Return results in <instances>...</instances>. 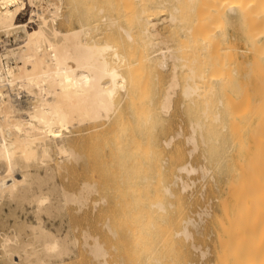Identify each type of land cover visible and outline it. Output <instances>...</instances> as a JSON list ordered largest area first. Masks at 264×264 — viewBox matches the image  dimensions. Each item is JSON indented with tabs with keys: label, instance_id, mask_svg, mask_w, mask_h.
<instances>
[{
	"label": "bare ground",
	"instance_id": "1",
	"mask_svg": "<svg viewBox=\"0 0 264 264\" xmlns=\"http://www.w3.org/2000/svg\"><path fill=\"white\" fill-rule=\"evenodd\" d=\"M77 4L86 16L74 9ZM72 8L74 19L87 18L73 24ZM26 9L28 25L37 24L30 29L19 21ZM232 24L247 43L248 62L238 59L227 35ZM0 31L12 33L17 45L0 52V263L67 264L87 255L102 264L108 250L100 227L112 237L125 228L131 238L123 229L121 235L134 245H144V232L150 231L157 249L179 235L189 241L188 225L195 220L191 212L182 214L189 183L181 173L198 169L207 176L215 168L225 175L212 250L217 264H264V0H0ZM165 69L169 80L159 92ZM178 91L196 105L195 120L191 113L187 117L189 104L184 112L191 122L190 153L200 148L206 158L198 168L184 160L177 142L170 148L175 135L154 134ZM159 111L165 114L157 119ZM149 165L158 179L173 177L157 185L165 197L175 195L173 184L184 190L178 205L165 203L163 195L148 200L152 211L175 216L157 230L161 243L151 217L141 227L133 218L149 198ZM184 246L177 248L181 254ZM133 247L145 258V245Z\"/></svg>",
	"mask_w": 264,
	"mask_h": 264
},
{
	"label": "rangeland",
	"instance_id": "2",
	"mask_svg": "<svg viewBox=\"0 0 264 264\" xmlns=\"http://www.w3.org/2000/svg\"><path fill=\"white\" fill-rule=\"evenodd\" d=\"M92 1H94V0H91V2ZM104 2V1H103ZM93 4V3H92ZM92 4H90L89 6H93ZM104 6H106L107 4L106 3H104L103 4ZM81 6V5H80ZM88 6V7H89ZM74 7V6H73ZM77 7H78V10H77ZM106 7H109V5H107ZM76 8V10L77 11H81V12H79L80 14L82 13V12H84L83 10H80V9H84L83 7H79V4H77L76 5V7H74V9ZM28 9H29V7H28ZM28 9H26L21 15H20V18H19V21H20V23H26L27 24V27L30 29V28H32V27H34V26H37V24H36V22H34V23H31V25H28V24H30V23H28V17H29V10ZM91 10L93 9L92 7L90 8ZM91 10H90V12H91ZM71 11H73V8L71 9ZM70 11V12H71ZM77 11L76 12H71V14H72V16H71V18H77ZM26 12V13H25ZM95 12V11H94ZM73 13L76 15H73ZM78 13V14H79ZM27 14H28V16H27ZM83 14V13H82ZM85 14V13H84ZM82 15V16H86V15ZM92 14H94L93 13V11H92ZM91 14V15H92ZM115 14V13H114ZM81 16V15H80ZM82 16L81 17H79V15H78V20L77 19H74L75 20V23L73 22L74 20L72 19V22H73V24H75V25H78L79 23L78 22H80L81 21V19L82 20H85V18H87V17H83L82 18ZM98 16V14H96V17ZM89 17V16H88ZM93 19H94V17H92ZM76 20H77V23H76ZM33 25V26H32ZM227 29L228 30H226V32H227V35L229 36V37H232L233 39H234V41H235V44H236V46H237V48H238V59L240 60V61H243V62H248L250 59H251V54H250V52L248 51V46H247V43H246V41L244 40V37H242V34H241V32H240V30L238 29V27H237V25L236 24H232V25H229L228 27H227ZM109 31V30H108ZM229 31V32H228ZM110 32V31H109ZM222 32H223V34H224V27H223V30H222ZM233 32V33H232ZM106 33H108L107 31H106ZM105 33V34H106ZM229 33V34H228ZM224 36V35H223ZM222 36V37H223ZM234 36H235V38H234ZM223 42H224V37H223ZM242 40V41H241ZM244 40V41H243ZM8 41V42H7ZM5 44H4V43ZM244 43H246V44H244ZM14 45L15 46H17L16 45V42L14 41V38H13V34L11 33V34H9V35H7V34H5L3 31H0V52H3L4 50H5V47H14ZM168 69H165L164 71H165V73H164V71H163V77H161V78H159L160 80L159 81H161V83H162V85H160L159 84V81H158V83L155 81V83H157V84H159L160 86H158V87H161L162 86V89L160 88H158V87H156L157 86V84H156V90L157 91H163L164 90V88L163 87H165V85H166V83L165 82H167L168 80H169V74H170V70H168ZM165 75H167V78H166V76ZM162 76V75H161ZM165 76V77H164ZM184 76H180V79L182 78V80H184L185 78H183ZM163 78H166V79H164L165 81H162L163 80ZM181 80V81H182ZM183 82V81H182ZM155 83H153L154 85H155ZM164 83V84H163ZM153 88V87H152ZM152 90H154V88L152 89ZM156 90H154V92L156 91ZM156 91V92H157ZM153 91H152V98H153V101L155 100V103H156V101L158 100L157 98H156V94L155 95H153V93H154ZM159 92H158V94H159ZM153 96H155V99H154V97ZM158 96V95H157ZM175 96H178V98L177 97H175ZM174 97H175V100L177 101V104H176V106L175 107H178V108H175L174 110L172 109L173 107H174V105H175V103H176V101L175 102H173V105H172V107H171V109H170V111L168 112L169 113V115L167 116V113L165 114L164 112H160V113H158V115H156L157 116V119H158V116L159 115H161V116H163L164 117V114H165V119H162L161 121L164 123H162V122H159L160 121V119L161 118H163V117H159V120H157L158 122H159V128H157V121H156V124L154 123V131H155V129H156V133H154L155 135H156V137L158 136L159 137V139H163V138H168L169 136H170V134L171 135H175V139H173V141H172V143H174V144H171V146H170V148L173 146V145H175L176 144V142H177V144L181 147L182 146V150L184 151V153H186V154H184V160L186 159V160H188V161H190L194 166H197V168L200 166V165H202V163H206V158H205V156H203V155H201L202 153H201V149L199 148V149H197V151L195 150V151H193L194 152V154H193V152L192 153H190V149H191V145L192 144H190L188 141L186 142V138H187V135H189V133L191 132V127H189V125H190V119H188L189 117H190V113H191V116L192 117H194V120L197 118L196 116L197 115H195V114H197L196 113V105H195V103L193 104V103H191L190 101H189V103L187 102H185L184 100H183V96H181V94H180V92L178 91V93H176L175 95H174ZM173 97V98H174ZM157 99V100H156ZM182 101H184V103L182 102ZM188 101V100H187ZM152 102V101H151ZM158 103L159 102H157V105H158ZM154 104V103H153ZM181 104H182V106H181ZM185 104H189V106L188 105H185ZM151 105H152V103H151ZM157 105H153L154 107L155 106H157ZM185 105V106H184ZM152 106V107H153ZM184 106V107H183ZM186 106H188V108L189 107H191V108H189L188 110H185L186 108ZM190 109H192V111L190 110ZM171 110H173V111H171ZM184 110L185 111H188L187 113L189 114V115H187V119H186V112H184ZM195 110V113H193V111ZM191 111V112H190ZM158 112V111H157ZM156 112V113H157ZM171 112V113H170ZM174 112H175V114H174ZM192 113H193V115H192ZM163 114V115H162ZM171 115H173V117H171ZM185 119H184V118ZM191 117V119L193 120V118ZM171 120V121H170ZM185 120V121H184ZM189 120V121H188ZM168 121L170 122V123H168ZM186 121H188V122H186ZM190 122V123H189ZM160 123L162 124V125H164L163 126V128H164V130L161 128V125H160ZM187 123V124H186ZM157 125V126H156ZM166 125V126H165ZM168 125L170 126V127H168ZM153 126V125H152ZM156 126V127H155ZM165 127L167 128L168 127V129H169V131L171 130V132H168V131H165ZM171 128V129H170ZM167 129V130H168ZM161 130V131H160ZM163 131V133L161 134L160 132H162ZM164 131H165V133H164ZM158 132H159V134H158ZM168 132V133H167ZM158 134V135H157ZM177 134L179 135V137L177 136ZM160 135V136H159ZM186 136V137H185ZM181 139V140H179V139ZM182 144H181V143ZM186 143V144H185ZM181 144V145H180ZM170 148H167L168 150L170 149ZM170 154H171V152H169ZM198 153V154H197ZM169 154V155H170ZM172 155V154H171ZM189 155H191V156H189ZM197 157V158H196ZM205 160V161H204ZM162 162V163H161ZM160 164L165 168V167H167L168 165H167V162H163V161H160ZM150 166V165H149ZM150 167H152V166H150ZM150 167H147V169H149ZM210 167V166H209ZM153 169H149V170H147V171H150L151 170V172H147V175H149V174H152V175H150V176H148V177H151L152 176V180H148V177H146V181L144 180V182L145 183H147V181H149L150 183H151V187L153 188H151L150 187V184H149V182H148V184H149V187L148 186H146L145 185V183L143 182V184L145 185V190H144V194H145V192H146V194H145V197L147 198V197H149V198H145L146 200H144V206H142V205H140V208H137V212L139 213V212H141L140 214L141 215H134V214H132L131 215V217L133 216V218H135V216H136V218L138 217V219H140V221H139V223H141V224H138V225H140L139 227H141V226H143V224H144V222L143 221H147L148 220V217H151L150 219H151V221L152 222H154L155 224L153 225V226H155V229H156V231L159 229V227H162V224H163V226L164 225H167V224H169L170 223V221H172V220H174V217H170L171 216V214L172 213H169V212H167L168 214H164L165 216H166V218H167V221H166V219H163V216L164 215H162L161 214V212L159 211L158 212V209H153V211L151 210V208H154L153 206L151 207V205L150 206H148V200H153V198H152V196L154 197V200L153 201H155V200H160V199H162L163 200V196L165 195V191H164V193H163V189H161L162 187L160 186V189H161V191H160V189H158L159 188V186L157 187V185H161V184H163V185H167L168 183H170L171 181H172V179H173V177L172 178H170V177H168L167 179L165 178V180H171L170 182L169 181H165L164 179H158V175L156 174V173H154V172H156V170L157 169H154V168H156L154 165H153V167H152ZM211 168V167H210ZM213 169V170H212ZM212 169H210V171H208L206 174H207V176L204 174H201L202 172L200 171V170H195V171H192L191 173H189V174H187L186 172H183V173H181L182 175H183V178L186 180V181H188V183H189V188H187L185 191H186V193L184 194V190H182L181 189V185L179 186V184H173V185H171V189H172V191L175 193V195L172 197L171 195H169V194H167L168 196H170V197H168V196H166V197H168V198H166L165 196V199H167L166 201L164 200V202L165 203H170V202H172V203H176L177 205H178V199L180 200L182 197H184L182 194H184L185 195V197H184V199L182 200V202H181V205H182V214L184 213V216L185 217H188V216H190L189 214H190V212H191V215H192V218L194 217V220L196 221L197 219V222H195L194 221V224H189L188 225V228H189V230H190V232H191V235L192 236H189V237H191V240L189 239V241H187V240H185V239H187V238H185L183 235L181 236V235H179V237L178 238H185L184 240L183 239H181V241H180V239L179 240H173V239H175V238H177V237H175V238H173V239H170V241H169V243L167 242V244H165V243H161V242H159L158 240V237H159V231H157L156 233L153 231V229L152 228H150L149 230H152L153 231V234H156L157 235V238H156V240L159 242V243H161L160 245H159V243L157 242V244L159 245V246H161V247H163V245L165 246V247H163V248H160L159 246H158V249H157V247H156V243H154V241H155V237L153 236V234H151V236H153V240H152V237H149L150 235V231H149V233L148 234H146L145 232H144V234L148 237H144V241H143V243L142 244H144L145 245V248L143 247L144 245H141V242H142V240L140 241V242H137L136 243V245H134L135 243V241H134V239L133 240H131L130 239V241L132 242V241H134V242H132V244L130 243V242H128V244H127V240H129V238H131L130 236H128V233H127V231H126V229L124 228H121V229H123L124 231H126V234H124V235H127V236H125V238L127 239V237H129L127 240L124 238V236L123 235H121V234H123L124 233V231L123 230H121V229H119L118 230V233L120 234L119 235V237L117 236V237H112L111 235H109V232L107 231V229H105V228H103V227H100V229H99V234H100V240L101 241H103V243H104V246L106 247V249L108 250V255L106 256V260L102 263V264H114V263H118V264H175V262H174V258H175V261H176V264L178 263V264H217V262H216V255H215V248H216V246H217V244H215L216 243V232H217V227H218V223H217V219H218V216L220 215V212H221V202L224 200V198H225V196H224V194H225V192H224V187H225V175H220V173H219V170H217L216 171V169L215 168H212ZM154 172H153V171ZM211 170H212V172H211ZM196 171H198V172H196ZM177 172V171H176ZM196 172V173H195ZM215 172V173H214ZM153 174H156V175H154L153 176ZM216 176H215V175ZM211 175H212V177L214 176V179L211 177ZM198 176V177H197ZM206 176V177H205ZM203 177V178H202ZM205 177V178H204ZM215 177H216V179H215ZM201 178V179H200ZM151 179V178H150ZM158 180V182H157V180ZM189 179L191 180V182L189 181ZM204 179H206V180H204ZM210 179V180H209ZM213 179V180H212ZM163 180V181H162ZM160 181V182H159ZM165 181V182H164ZM219 181V182H218ZM157 182V183H156ZM162 182V183H161ZM153 183V184H152ZM167 183V184H166ZM208 183H209V185H208ZM224 183V184H223ZM147 184V185H148ZM191 184V185H190ZM174 185H175V187H174ZM178 185V186H177ZM177 186V187H176ZM205 187V188H204ZM147 188H150L151 190H149V189H147ZM174 188H176V189H174ZM218 188V189H217ZM157 190H159L158 191V195H156L157 194V191L155 192V191ZM181 190L183 191V192H181ZM148 191V192H147ZM181 193H180V192ZM151 192V193H150ZM154 192H155V194H154ZM160 193V194H159ZM180 193V194H179ZM181 196L182 195V197H180L179 195ZM191 194H192V196H191ZM154 195H156L157 196V198H156V196H154ZM161 195H163V196H161ZM159 196V197H158ZM160 196H161V198H160ZM175 196H176V198H175ZM177 196H179V197H177ZM209 197V198H208ZM151 198V199H150ZM156 198V199H155ZM173 198H174V200H173ZM178 198V199H177ZM169 199V200H168ZM170 199H171V201H170ZM177 200V202H176V200ZM187 199V200H186ZM209 199V200H208ZM185 200V201H184ZM189 200V201H188ZM211 200V201H210ZM152 201V202H153ZM187 201V202H186ZM147 202V204H145ZM186 202V203H185ZM151 203V202H150ZM184 203V204H183ZM193 204V206H188V205H192ZM177 205H175L174 207H170V208H172V210H174L173 212H174V214L173 215H176V209H177ZM186 205V206H185ZM186 208H184V207ZM143 207H144V209H143ZM187 207H188V211H186L185 212V210H187ZM190 207H192V208H190ZM147 208V209H146ZM157 208V207H156ZM173 208H175V209H173ZM190 208V209H189ZM204 208V209H203ZM219 208H220V210H219ZM149 209V210H148ZM142 210V211H141ZM144 210V211H143ZM169 210H171V209H169ZM172 210H171V212H172ZM146 211V212H145ZM198 211H200V212H203L202 214H201V216H199L198 215ZM207 211H209V212H207ZM144 212V213H143ZM148 212V213H147ZM153 212H156L155 214L153 213ZM142 213H143V216H142ZM147 213V214H146ZM154 214L153 216H155V217H153L152 216V214ZM189 213V214H188ZM215 213V214H214ZM148 214H150V215H148ZM169 214H170V216H169ZM209 214V215H208ZM107 215H109L108 213L107 214H104V216H107ZM110 215H112V213H110ZM160 216V215H162V216H160L162 219H163V221L161 222L160 220V217H157V216ZM172 215V216H173ZM188 215V216H187ZM217 215V216H216ZM103 216V217H104ZM139 216H141V217H139ZM164 216V217H165ZM183 216V215H182ZM183 216V217H184ZM142 217L144 218V219H142ZM170 217V218H169ZM191 217V216H190ZM196 217V218H195ZM146 218V219H145ZM152 218H153V220H152ZM211 218H212V220H211ZM168 219H170V220H168ZM172 219V220H171ZM210 219V220H209ZM143 220V221H142ZM164 220H165V222H164ZM201 220L203 221V222H201ZM158 221V222H157ZM199 221V222H198ZM162 223V224H161ZM158 224H160V225H158ZM179 227H181V224H180V222H177L176 223ZM175 224V226L177 227V225ZM180 224V225H179ZM212 224H213V226H212ZM217 224V225H216ZM206 225V226H205ZM152 226V227H153ZM157 226V227H156ZM214 226H215V228H214ZM179 227H177V228H179ZM154 229V230H155ZM106 230V231H105ZM160 230V229H159ZM215 230V231H214ZM120 231H123V233H121ZM148 231V230H147ZM108 232V233H107ZM158 233V234H157ZM144 234H143V236H144ZM129 235H131V234H129ZM123 236V239L124 240H122V239H119V238H121V237ZM181 236V237H180ZM177 238V239H178ZM111 239V240H110ZM153 241V244H151V240ZM196 239V240H195ZM120 240V241H119ZM172 240L174 241V242H172ZM149 241H151V242H149ZM180 241V242H179ZM182 241H184L185 242V250H186V246L189 248V250H188V248H187V251H185V250H183L184 248H182V253L183 254H181V252H180V250L181 249H179V251H178V247L179 248H181V247H183V245H184V242H183V244H182ZM186 241H187V243H186ZM146 244H145V243ZM188 242H190V244L193 242V243H195V245H197V244H199L198 245V247H200V248H192L191 247V245H189V243ZM131 245H133V246H136L137 248H140V247H142V249L144 248L146 251H143V252H145V253H143L142 252V254H146V256L148 255L147 253V251H149V253L151 252H154L155 253V251H157L158 252V250H161V249H163V250H161L160 251V253H161V255L159 254V252H158V255L157 254H155V256L157 255L158 256V259H159V261L162 259V261L163 262H159V261H155L154 262V259H157L155 256H154V253H152L153 255H151V257H150V254H149V256L146 258V256H145V258L144 257H142V256H139L138 257V255L141 253V248L139 249L140 250V253H139V250H138V253L136 252L137 250L136 249H134V247L133 246H130V244ZM134 243V244H133ZM139 243V244H138ZM175 243V244H174ZM180 243V244H179ZM140 245V247L138 246V245ZM149 244H151V246L149 245ZM172 244H174V246L172 245ZM177 244V245H176ZM212 244V245H211ZM215 244V248H214V245ZM116 245V246H115ZM152 245H153V247L155 246V250H154V248H152ZM169 245V246H168ZM179 245V246H178ZM180 245H182V246H180ZM118 246V247H117ZM147 246H148V248H147ZM172 246V247H171ZM176 246V247H175ZM190 246V247H189ZM213 246V247H212ZM133 249H132V248ZM150 247H151V249H152V251H151V249H150ZM167 247V248H166ZM170 247V248H169ZM175 247V249L172 251V250H170V249H172V248H174ZM110 248V249H109ZM213 248H214V252L212 251L213 250ZM133 250V252H132V250ZM169 249V250H168ZM177 249V250H176ZM196 249V250H195ZM122 250V251H121ZM136 250V251H135ZM154 250V251H153ZM205 251L206 253H204V255L203 254H200V253H203V251ZM165 251V252H164ZM166 251H168V252H172V253H177L176 255H178V254H180V256H181V258L180 259H176V256H173L172 257V253H170V257L171 258H173V259H171V258H169V255H167L166 256V254L168 253V252H166ZM176 251V252H175ZM200 251H202V252H200ZM129 252V253H128ZM134 252H136L137 253V255L135 256V254H133ZM147 252V253H146ZM156 252V253H157ZM164 252V253H163ZM185 252L187 253L186 255H185V257H184V254H185ZM189 252H191L190 254H189ZM130 253H132L133 255H132V257H131V255H128V254H130ZM163 254H165V256H163ZM169 254V253H168ZM174 255V254H173ZM183 255V256H182ZM191 255V256H190ZM203 255V256H202ZM215 255V256H214ZM153 256V257H152ZM159 256H160V258H159ZM162 256V257H161ZM87 255H84V256H82V259L80 258H78V259H76V260H74V261H72V262H68L67 264H94V262H92L91 260H90V258H88L87 259ZM135 257V258H134ZM136 257H138V258H136ZM155 257V258H154ZM150 258H152L153 259V261H149V259ZM183 258V259H182ZM187 258V259H186ZM135 259V260H134ZM147 259V260H146ZM157 259V260H158ZM165 259H166V261H165ZM169 259H170V261H169ZM184 259H186L185 261H184ZM172 260H173V262H172ZM179 260H181V261H179ZM74 262V263H73ZM157 262H159V263H157ZM182 262V263H181ZM211 262V263H210ZM0 264H2V263H0Z\"/></svg>",
	"mask_w": 264,
	"mask_h": 264
}]
</instances>
